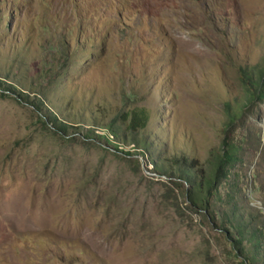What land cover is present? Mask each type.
<instances>
[{
  "label": "rangeland",
  "instance_id": "374dc122",
  "mask_svg": "<svg viewBox=\"0 0 264 264\" xmlns=\"http://www.w3.org/2000/svg\"><path fill=\"white\" fill-rule=\"evenodd\" d=\"M240 68L264 72V0H0V264H245L153 170L209 169L226 137L240 157L221 189L264 208V97ZM134 107L149 120L130 133ZM110 125L117 150L91 134Z\"/></svg>",
  "mask_w": 264,
  "mask_h": 264
},
{
  "label": "trees",
  "instance_id": "16d2710c",
  "mask_svg": "<svg viewBox=\"0 0 264 264\" xmlns=\"http://www.w3.org/2000/svg\"><path fill=\"white\" fill-rule=\"evenodd\" d=\"M239 73L242 83L247 87L248 102L256 98H263L264 72L258 78H255L246 68H240ZM1 84H5V82L0 80ZM3 87L10 93L16 91L10 85ZM18 96L26 99L22 92H18ZM31 103L36 107L42 105L33 101ZM123 115L126 121L125 129L130 133L144 130L149 120V111L144 107L130 108ZM46 119L56 131L62 134L68 133V124L57 120L53 114L46 116ZM43 122L48 123L46 120ZM104 128L107 131L103 134H91L104 139L108 144H113L114 140L110 136L119 137L118 132L113 129L112 125ZM85 135L87 138L90 137V134ZM121 138L123 139V136ZM132 141L135 145V140ZM146 143V140H139L138 145L142 150H146L148 149ZM113 145L117 150V146ZM239 157L240 145L224 137L221 149L212 160L209 169H198L195 159L190 160L186 156H180L172 158L169 165L154 163L153 170L159 175H166L170 178L174 176L181 179L190 187L187 191L188 200L197 208L203 209L211 215L216 228L232 242L236 256L242 257L245 264H264V220L260 222L257 218V214L261 215L264 208H258L257 214H240L238 210L239 189L230 185L227 190L221 189L222 181L228 178L230 169L238 162Z\"/></svg>",
  "mask_w": 264,
  "mask_h": 264
}]
</instances>
